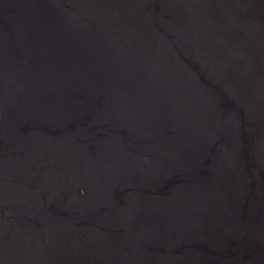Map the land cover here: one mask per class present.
I'll return each instance as SVG.
<instances>
[{"label": "water", "instance_id": "95a60500", "mask_svg": "<svg viewBox=\"0 0 264 264\" xmlns=\"http://www.w3.org/2000/svg\"><path fill=\"white\" fill-rule=\"evenodd\" d=\"M0 264H264V0H0Z\"/></svg>", "mask_w": 264, "mask_h": 264}]
</instances>
